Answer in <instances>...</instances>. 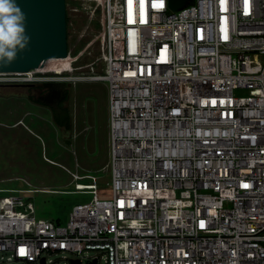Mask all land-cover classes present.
I'll list each match as a JSON object with an SVG mask.
<instances>
[{
    "label": "built area",
    "instance_id": "1",
    "mask_svg": "<svg viewBox=\"0 0 264 264\" xmlns=\"http://www.w3.org/2000/svg\"><path fill=\"white\" fill-rule=\"evenodd\" d=\"M94 1L88 70L0 72V82L107 81L112 196L97 175L74 174L68 192L93 197L61 224L24 195L50 189L0 186V254L9 264L60 253L63 264H264V0Z\"/></svg>",
    "mask_w": 264,
    "mask_h": 264
},
{
    "label": "rangeland",
    "instance_id": "2",
    "mask_svg": "<svg viewBox=\"0 0 264 264\" xmlns=\"http://www.w3.org/2000/svg\"><path fill=\"white\" fill-rule=\"evenodd\" d=\"M67 12L69 65L76 71H85L99 53L100 8L94 0H67ZM35 82L34 88L17 90L22 94L14 95L11 89L0 94V186L50 189L24 195L33 197L39 217L67 224L73 207L93 197L89 192H68L75 190L74 174L97 175L101 197L112 196V185L108 183L112 174L106 167L110 159L108 83L95 79L64 82L71 89L67 104L73 128L63 131L54 122L51 109L34 100L41 95V84L47 81ZM165 193L179 194L175 190ZM96 253L91 251V255ZM9 254H0V264H9ZM67 255L74 257L69 251ZM49 257L54 259L52 264L65 262L61 253ZM82 264H89V260L85 258Z\"/></svg>",
    "mask_w": 264,
    "mask_h": 264
},
{
    "label": "water",
    "instance_id": "3",
    "mask_svg": "<svg viewBox=\"0 0 264 264\" xmlns=\"http://www.w3.org/2000/svg\"><path fill=\"white\" fill-rule=\"evenodd\" d=\"M192 0H168L173 10ZM27 13L26 31L31 36L29 47L18 53L11 64L0 65V72H29L33 69L67 65L69 56L67 0H17ZM73 259L72 264H78ZM19 264V263H15ZM41 264H47L46 258ZM89 264H97V258Z\"/></svg>",
    "mask_w": 264,
    "mask_h": 264
},
{
    "label": "clouds",
    "instance_id": "4",
    "mask_svg": "<svg viewBox=\"0 0 264 264\" xmlns=\"http://www.w3.org/2000/svg\"><path fill=\"white\" fill-rule=\"evenodd\" d=\"M26 25L27 13L17 0H0V65L11 64L29 47L31 36Z\"/></svg>",
    "mask_w": 264,
    "mask_h": 264
},
{
    "label": "trees",
    "instance_id": "5",
    "mask_svg": "<svg viewBox=\"0 0 264 264\" xmlns=\"http://www.w3.org/2000/svg\"><path fill=\"white\" fill-rule=\"evenodd\" d=\"M70 17L68 15V24ZM42 94L36 98L37 102L49 107L53 111V119L58 127L68 130L73 128L71 110L67 104L71 89L64 82H44L41 84Z\"/></svg>",
    "mask_w": 264,
    "mask_h": 264
},
{
    "label": "flooded vegetation",
    "instance_id": "6",
    "mask_svg": "<svg viewBox=\"0 0 264 264\" xmlns=\"http://www.w3.org/2000/svg\"><path fill=\"white\" fill-rule=\"evenodd\" d=\"M35 86H36V82H0V94L5 93L4 90L11 89L12 94L18 95L19 93L22 94V92H18L17 90L22 89V88H34ZM39 89H41L40 91L42 94V91H43L42 86H40ZM24 96H28V95L24 94ZM39 96H37V97H39ZM37 97H34V100L36 102H37V100H36ZM39 104H41V103H39ZM52 114H53V111H52ZM71 114H72V112H71ZM72 120H73V116H72ZM59 128L63 131H69L68 129H66L64 127H59Z\"/></svg>",
    "mask_w": 264,
    "mask_h": 264
},
{
    "label": "bare ground",
    "instance_id": "7",
    "mask_svg": "<svg viewBox=\"0 0 264 264\" xmlns=\"http://www.w3.org/2000/svg\"><path fill=\"white\" fill-rule=\"evenodd\" d=\"M63 62H66L67 65H62V66H56V67H52V68H41L40 70H49V69H52V70H58V69H64V68H70L69 66V56L67 59L63 60ZM19 74V73H18ZM25 74V73H23Z\"/></svg>",
    "mask_w": 264,
    "mask_h": 264
},
{
    "label": "snow or ice",
    "instance_id": "8",
    "mask_svg": "<svg viewBox=\"0 0 264 264\" xmlns=\"http://www.w3.org/2000/svg\"><path fill=\"white\" fill-rule=\"evenodd\" d=\"M153 6L154 7H163V0H158V3H155ZM142 7H143V5H142ZM129 18L132 19L131 8H130ZM162 59H166V54L163 53V51H162Z\"/></svg>",
    "mask_w": 264,
    "mask_h": 264
}]
</instances>
